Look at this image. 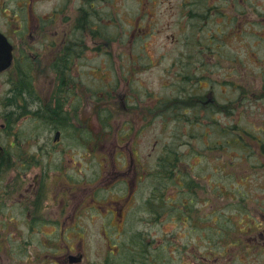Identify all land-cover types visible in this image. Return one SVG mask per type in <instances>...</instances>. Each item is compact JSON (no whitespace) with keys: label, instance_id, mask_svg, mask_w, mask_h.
Returning a JSON list of instances; mask_svg holds the SVG:
<instances>
[{"label":"rangeland","instance_id":"1","mask_svg":"<svg viewBox=\"0 0 264 264\" xmlns=\"http://www.w3.org/2000/svg\"><path fill=\"white\" fill-rule=\"evenodd\" d=\"M66 1L33 0L31 11L36 17L35 22L38 23L42 16L50 15L54 10H62L68 3L73 9L80 4L79 0ZM81 1L82 5L85 1ZM104 1L107 4H98L101 22L96 25V29L103 34L101 37L108 36L112 41L98 38L89 44L85 40L82 42L86 50L83 52V60L88 58L87 66L98 70L99 79H103V84L100 81L98 83L101 88H105L104 83L108 80L114 85L115 92L129 91L138 95L140 105L144 106L143 110L140 107L144 113V127L127 136H134L133 144L139 149L146 178L140 184L138 194H135L134 210L127 218L125 232L105 234L103 220L99 216L91 220L87 213H83L85 231L66 233L65 236L72 240L70 244L83 240L87 261L93 264H106L107 258L114 261L113 264L127 262L121 261L122 258L115 254L121 243L129 241L134 231L141 232L145 242L151 243L149 257L154 264H264V237H260L264 231V155L256 145L264 141V15L258 17L256 14V11L264 14V0ZM108 5L110 9H107ZM28 6L29 0H0V31L8 33L15 43L20 39L15 38L13 32L19 27L22 30L27 28L25 17ZM217 6L220 12L235 15L238 21L234 28L228 19L221 21L220 18H209L207 8L214 10ZM243 10L249 13L244 15ZM67 12L72 14L73 10L68 8ZM213 13L210 15L213 16ZM216 22L219 24L216 25ZM86 28L90 30V27ZM50 29L53 32L54 25ZM216 29L225 33L221 40L222 55H211L212 51L209 50L208 64L203 52L208 48V32ZM93 45H97V51H93L96 50ZM210 46H214V42ZM205 63L208 64V70L217 64L218 67L212 70L220 82H223V76H232L229 80L233 85L209 81L207 87L203 79L201 86H196L197 92L207 87L219 106L234 110L230 115L217 114L214 120L223 127L237 124L239 128L246 129L247 134L243 135L247 146L245 154L243 150L226 142L212 149L210 145L220 142L221 138L217 139L215 126L212 125L211 129L209 121L204 120L207 134L201 137L202 142L198 141L197 145L192 143L194 148L200 149L196 155L191 156L187 165L190 176L199 184L195 188L197 197L192 222L183 224L177 218L167 216H161L155 223L147 221L151 216L146 206L137 211L138 201L141 203V200L151 195L153 181L150 174L158 158L164 154L177 133H185L183 122L177 124L168 116L157 115L154 109L159 100L181 98L179 100L182 101L187 95H192L188 93L192 86L184 78L195 73L198 75ZM81 70L86 73L84 68ZM7 77H0V144L8 151L3 166H10L15 153L19 155L24 150L25 153L20 157L24 160L28 150H31L40 160L38 169L44 170L46 182L52 190L51 197L55 198L58 174L52 166L57 163V159H52L53 153H49L52 156L47 159L48 156L43 157L41 153L35 152L38 145H45L46 134L30 139L28 131L30 134L31 127L27 120H23L17 123L15 131L16 141L21 146L12 147L13 133L6 130L7 120L2 105L7 98ZM238 86L248 88L236 91ZM178 111L181 117L183 113L180 109ZM84 123L82 121L81 124ZM107 123L110 127L104 131L101 120L93 121V127H96L91 134L94 138L86 132L81 139V146L97 145V152H85L82 148L70 156L76 161L75 165L81 166L82 174L86 175L83 176V190L88 188L89 191L98 185L101 177L98 167L103 164L102 151L106 145L116 144L117 141L120 146L123 145L120 139L127 129V121L116 103L113 117ZM207 145L210 147H205ZM48 160L50 166L47 165ZM86 167L91 168L87 171ZM34 172L35 169L29 175L33 176ZM9 173L4 174L5 180H8ZM116 190L114 188L112 191L114 195ZM177 192L175 188L169 189L165 199L172 200L177 197ZM105 195L106 192L100 191L96 200ZM114 197L120 198L116 195ZM0 202V264H29L30 253L40 252L41 249L26 245L29 234L26 233L25 218L11 207L9 198L2 197ZM108 240L112 241L111 244H108ZM161 246H165V249H160ZM125 253L130 255L131 251Z\"/></svg>","mask_w":264,"mask_h":264},{"label":"flooded vegetation","instance_id":"2","mask_svg":"<svg viewBox=\"0 0 264 264\" xmlns=\"http://www.w3.org/2000/svg\"><path fill=\"white\" fill-rule=\"evenodd\" d=\"M84 1L81 5L82 1L79 0V6L74 9L68 3L62 10L58 12L54 10L52 14L42 16L36 23V17L31 11L33 0H29L28 14L25 17L27 28L22 30L19 27L13 32L15 38L20 40L15 43L8 33L2 32L13 46L11 66L0 72V77L8 75L6 97L11 96L14 101L15 115L28 111L13 126L12 147L18 145L15 134L17 123L27 120L31 127L30 134L28 131L30 139H34L36 135L39 137L46 134L45 145H38L35 152L41 153L43 157L48 156L47 159L52 156L49 153H53L52 159H57V163L52 166L58 174L55 181L58 188L54 193L55 198L51 197L52 190L48 187L44 170L38 169L41 162L34 152L28 150L27 158L24 160L20 158L25 153L24 150L20 151L19 155L15 153L10 166L6 167L3 166L5 164L3 161L8 152L5 151L0 159V200L2 197L9 198L12 202L11 207L25 218L24 225L26 233L29 234L26 245L36 250L41 249L40 252L30 253L29 264H93L87 261L88 257L83 250L84 241L79 240L77 241L79 244L77 242L70 244L72 240L65 234L85 231L83 213H87L91 220L94 216H99L103 220L105 234L125 232L127 218L134 210L135 194H138L140 184L142 185L146 178L139 149L133 144L134 136L131 138L127 136L128 133L139 132L144 127V113L140 110V107L143 110L144 106L140 105L138 95L129 91L115 92L114 85L108 80L104 83L105 88H101L98 83L100 81V84H103V79H99L98 70L87 66L88 58L83 60V52L86 50L83 49L85 44L82 42L85 40L89 44L98 38L112 41L108 36L101 37L103 34L96 29L97 21H100L98 4L106 2ZM68 8L73 10L72 14L67 12ZM107 9H110L109 5ZM85 15H89L87 21L91 24L87 33L78 28L82 26ZM51 25H54L53 32L50 31ZM93 48L96 49L93 51H97V45H93ZM207 49L203 55L209 64ZM208 64L203 65L207 87ZM82 68L86 73L82 72ZM200 84L201 82L198 85L201 86ZM207 87H203L208 91L201 100L206 111L216 103ZM20 92H23V97L31 102V109L22 110L19 106ZM115 103L127 121V129L120 139L123 145L120 146L119 141L113 145H106L102 151L103 164H99L98 167L101 171L98 185L89 191L88 188L83 190L82 185L85 183L83 176L86 175L82 174L81 166L75 165L76 161L70 156L82 148L85 152H97V145L81 146V139L86 132L93 137L91 131L96 127H93V121L101 120V128L104 131L110 127L107 122L113 117ZM50 119L58 123L47 127L43 121ZM82 121L85 123L81 124ZM19 146L21 143L17 148ZM41 161L44 163L42 159ZM47 165L50 166L49 160ZM90 168L86 167V170ZM34 169L33 176L29 175ZM8 171L10 176L5 180L4 174ZM114 188H117L116 197L120 198H112L115 196L112 192ZM100 191L106 192V195L96 200ZM138 205L137 211L143 209L144 199L141 203L138 201ZM102 210L104 212H101ZM107 217L110 218L105 221L104 218ZM260 237H264V231L260 233ZM110 241L108 240V244H111ZM127 243L130 244V241ZM113 262L109 258L106 259V264Z\"/></svg>","mask_w":264,"mask_h":264},{"label":"trees","instance_id":"3","mask_svg":"<svg viewBox=\"0 0 264 264\" xmlns=\"http://www.w3.org/2000/svg\"><path fill=\"white\" fill-rule=\"evenodd\" d=\"M221 1L227 2L230 0ZM218 7L219 6L214 8V10L207 8V13L211 14V12L214 11L213 16L209 14V18L215 20L220 18L221 21L229 20L228 23H230L231 27L234 28L236 21H238L235 18V15L230 16L228 13H222L219 11ZM247 12V10H243L242 13L245 15ZM256 14L258 17H262L264 15L257 11ZM88 18L89 15H85L82 26L78 27L81 29V31H90L89 29H86V27H91L90 21H87ZM255 20L258 23L257 17ZM215 24L217 25L219 22H216ZM98 25H100V21H98ZM224 35L225 33L217 29L214 32H208V50L212 51L211 55H222L221 40ZM211 42H214V46H210ZM213 67L217 68L218 66L215 64L214 66L209 67V72H207V74L209 75L210 82L218 84L221 83L223 85H233V83L230 84L232 81L229 80L232 76H223V82L216 80V77H214L215 71L212 70ZM204 78L205 73L203 72V69L199 71L198 75L195 73L193 76H185L184 79L187 84L192 86L191 90L188 91V93H192V95H187L182 101L179 100L181 98H175L174 100L167 99L165 101L159 100V104L154 109L156 110L157 115L165 117L168 116L177 124L179 122H183L182 129H185V133H177V135L172 138L171 143L167 146L168 148L165 149L164 154L158 158L154 171L150 174L153 181L152 192L151 195L146 200H144L146 211L149 212V215L151 216V219L149 218L147 221H152L155 223L161 216H167L171 218H177V220L183 224H189L192 222V214L195 207L194 203L197 197L195 194V188L199 184L190 176L187 170V165L191 156L196 155L200 149L199 147L197 149L194 148L192 143L197 145L198 141L202 142L201 137L207 134L204 128V120H207V122L209 121L208 125L211 129L212 125L215 126L214 131H216L217 139L221 138L220 142H214L213 145H210L212 149L220 147L223 142H226L227 144H231V146L235 145L240 151L243 150L245 154V149L247 146L245 145V139L243 135L244 133L247 134L246 129L239 128L237 124L226 125L223 127L218 123L217 120H214L217 114L230 115L234 113V110H229L224 106H219L217 102L211 105L210 110L208 111H206L205 107L203 106L201 100L204 99L205 92L204 89H200V92H197L198 87L196 84H199ZM262 86H264V83ZM246 88L243 86H238L235 89L236 91H238L237 89L242 91ZM18 96L23 98L24 93L20 92ZM240 97L241 94L239 95V98ZM178 109H180L183 113L181 117L179 115ZM14 125L15 124H12L11 122L9 123L7 121L6 130L12 132ZM238 131H242L243 133ZM191 132L193 134H191ZM256 145L259 146L261 149V154L264 155V141L262 142L261 140L260 143ZM210 146L207 145L205 147ZM172 188L178 190L177 197L170 201L169 199L166 200V192ZM129 241H131L130 244L125 241L121 243L119 251L117 254H115L118 255L119 258H122L121 261L125 260L129 263L133 262V264H154V261H152L149 257L151 243L145 242L144 238H142L141 232L134 231L133 234H130ZM160 249H165V246H161ZM127 250L131 251L130 255L125 253Z\"/></svg>","mask_w":264,"mask_h":264},{"label":"bare ground","instance_id":"4","mask_svg":"<svg viewBox=\"0 0 264 264\" xmlns=\"http://www.w3.org/2000/svg\"><path fill=\"white\" fill-rule=\"evenodd\" d=\"M19 97V99H18V101L21 103V105H19L21 108H22V110H26L27 108H30L31 109V102L28 100H26L25 99V97H23V98H21L20 96H18ZM5 100V101H4ZM3 100V103H2V105H3V109H4V111H3V113H4V118L10 123H12V124H15V122L20 118V117H22L23 115H25V114H27L28 113V111H26V113L25 112H18L16 115H15V113L16 112H14L13 111V100L11 99V96H8L7 98H5ZM23 103V104H22ZM44 122V124L47 126V127H50V126H53V125H55V124H57L58 123V121H55V120H44L43 121ZM3 149H4V153H5V151L6 152H8L7 151V149L3 146ZM21 152H19V154H20ZM4 155V154H3ZM4 163H6V160H4L3 161Z\"/></svg>","mask_w":264,"mask_h":264},{"label":"water","instance_id":"5","mask_svg":"<svg viewBox=\"0 0 264 264\" xmlns=\"http://www.w3.org/2000/svg\"><path fill=\"white\" fill-rule=\"evenodd\" d=\"M12 59V46L8 43L6 37L0 33V72L10 66ZM4 154V149L0 145V159Z\"/></svg>","mask_w":264,"mask_h":264}]
</instances>
